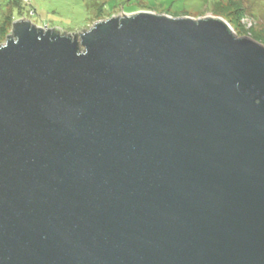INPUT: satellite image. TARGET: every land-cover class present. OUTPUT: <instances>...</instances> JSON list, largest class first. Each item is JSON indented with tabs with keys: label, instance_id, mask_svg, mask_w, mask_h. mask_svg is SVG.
I'll return each mask as SVG.
<instances>
[{
	"label": "water",
	"instance_id": "1",
	"mask_svg": "<svg viewBox=\"0 0 264 264\" xmlns=\"http://www.w3.org/2000/svg\"><path fill=\"white\" fill-rule=\"evenodd\" d=\"M12 25L0 264H264L263 46L212 16Z\"/></svg>",
	"mask_w": 264,
	"mask_h": 264
},
{
	"label": "rangeland",
	"instance_id": "2",
	"mask_svg": "<svg viewBox=\"0 0 264 264\" xmlns=\"http://www.w3.org/2000/svg\"><path fill=\"white\" fill-rule=\"evenodd\" d=\"M13 10L0 0V46L11 35L12 22L26 19L43 31L55 28L66 33L94 27L95 21L117 17L121 12H148L175 17H216L226 21L237 37H248L264 47V0H21ZM10 18V19H9Z\"/></svg>",
	"mask_w": 264,
	"mask_h": 264
},
{
	"label": "trees",
	"instance_id": "3",
	"mask_svg": "<svg viewBox=\"0 0 264 264\" xmlns=\"http://www.w3.org/2000/svg\"><path fill=\"white\" fill-rule=\"evenodd\" d=\"M2 2H5V5H8V7H9V17L11 18V19H13V10L14 11H16L15 10V8L16 9H18V8H20V4H23L24 6L26 5L25 3H23V1H21V0H2ZM4 7V6H3ZM3 7H1L0 8V10H1V12H3ZM9 18V19H10ZM0 29L2 30L3 29V27L2 26H0ZM55 32H57L56 30H54ZM58 33V32H57Z\"/></svg>",
	"mask_w": 264,
	"mask_h": 264
}]
</instances>
